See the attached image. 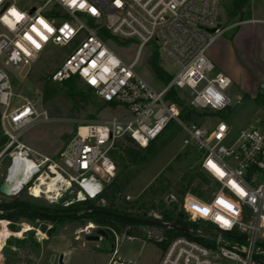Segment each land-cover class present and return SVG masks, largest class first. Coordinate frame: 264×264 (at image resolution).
Wrapping results in <instances>:
<instances>
[{
  "label": "built area",
  "instance_id": "1",
  "mask_svg": "<svg viewBox=\"0 0 264 264\" xmlns=\"http://www.w3.org/2000/svg\"><path fill=\"white\" fill-rule=\"evenodd\" d=\"M14 1L0 0V127L6 138L4 152L10 151L7 172L15 166L18 175L26 177L14 195L25 191L33 200L63 208L84 201L104 207L103 193L117 171L111 157L115 145L129 138L146 149L175 124L185 133L182 149L197 153L198 170L215 188L207 200L189 193L179 200L167 198L187 223L203 227H186L187 233L169 240L160 248L156 264H264V117L254 127L240 130L221 119L211 127L184 124L178 105L168 98L171 92L184 93L191 110L212 115L242 102L236 95L232 106L227 95L231 79L216 72L207 57L208 48L223 33L218 21L221 0H45L28 10L18 9ZM111 38L136 45L130 63L109 47ZM48 46L67 51L50 74L51 82L76 76L118 111L109 121L77 126L53 157L22 142L24 129L49 119L34 99L14 95L10 79V74L36 62ZM147 48L176 69L158 90L134 71ZM42 181L52 186L50 193ZM35 187H41L38 198ZM134 200L124 197L126 202ZM147 216L160 221L159 215ZM98 228L88 224L75 240ZM102 229L107 238L99 236L98 242L106 240L111 247L106 264H136L119 256L123 241L144 239L157 245L166 241L150 232L130 236Z\"/></svg>",
  "mask_w": 264,
  "mask_h": 264
},
{
  "label": "rangeland",
  "instance_id": "2",
  "mask_svg": "<svg viewBox=\"0 0 264 264\" xmlns=\"http://www.w3.org/2000/svg\"><path fill=\"white\" fill-rule=\"evenodd\" d=\"M44 2L45 0H15L14 5L18 9L28 10L33 6H41ZM231 2L232 0L220 1L218 21L223 29L222 35L225 34L222 37L219 36L221 38L218 37L215 44L213 43L208 48L207 57L214 65L216 72L231 79L232 85L228 89L227 95L232 106L235 103L236 95L242 97V102L225 113L201 116L207 112H196L200 116L197 115L191 121H183L181 119L183 112L191 110L188 106L189 97L184 93H175V98L182 103L176 109L184 124L191 123L211 127L221 119L234 130H240L254 127L258 120L264 117V106L259 99L264 95V85H261L264 83V24L252 23L236 28L243 20L251 17L259 18L260 12L264 9L263 3L261 0H248L247 5L241 11H236ZM230 27L233 28L225 32ZM245 30H250L247 32L249 36L252 34L255 36L257 55L259 53L262 58L257 57L256 60L249 61L245 57L239 56L233 45L225 43L231 34L238 32V35H243ZM108 45L124 62L130 63L133 60L136 53V45L133 43L122 44L111 38ZM153 51L152 48H147L142 52L134 71L151 87L158 90L165 83L151 73L146 62ZM66 52L65 49L48 46L42 51L36 62L30 63L20 73L10 74L14 95L34 99L37 105L46 111L49 119L46 122L36 121L24 129L22 142L41 154L51 157L60 152L72 137L77 126L109 121L118 112L114 107L103 106L95 93L79 80L68 79L56 83L49 80L50 74L64 61ZM158 65L170 77L176 74V69L164 58L158 57ZM19 103L16 102V104ZM184 137L185 133L182 130L175 124H170L142 152L140 164L126 169L118 167L113 185L120 188L121 198L129 196L136 199V202L145 201L147 193L162 184L163 187L167 186V193L160 198L152 199L154 204H157L161 199L165 207H168L167 198L171 194L177 200L185 193L192 194L201 200L209 199L215 187L205 175L203 176L208 184L207 187L199 188L195 193L188 189L183 195L174 194V191L180 188L178 181L185 177L184 184L186 186L188 179L194 177L190 184L194 188L197 183L196 178L201 173L197 170V153L190 149H182ZM4 146L0 149V182L6 177L10 164L8 156L10 151L4 152ZM12 195L10 197L0 195V231L4 235L3 238H0V264H58L57 260L61 254L64 259L62 264L107 263L111 247L106 240L84 242L82 235L79 236L78 241L75 240L77 232L88 224L99 227L81 218L82 213L72 214L77 218L70 222L58 220L51 222L37 217H24L16 220L6 218L4 216L8 215L9 211H5L4 207L15 201L26 203L29 210L35 213L54 215L51 214L54 209H63L61 205L49 204L42 199L33 200L27 196L25 191ZM174 208L176 209V205ZM148 213L159 215L153 211H148ZM6 222L9 223L8 227ZM28 228L30 230L23 232ZM114 231L118 235L125 233L130 236H143L150 232L154 237L164 233L159 228L141 229L139 227L132 233L130 232L133 230L129 227L114 229ZM16 240H23L24 244L19 246ZM110 240L108 239L109 242H111ZM143 240H126L120 243L119 256L131 259L136 264H156L161 250L160 245L151 241L143 242Z\"/></svg>",
  "mask_w": 264,
  "mask_h": 264
},
{
  "label": "trees",
  "instance_id": "3",
  "mask_svg": "<svg viewBox=\"0 0 264 264\" xmlns=\"http://www.w3.org/2000/svg\"><path fill=\"white\" fill-rule=\"evenodd\" d=\"M248 0H232L231 5L236 11H241V9L247 5ZM158 53L156 51H153L151 56L147 59L148 67L151 71V73L161 80L163 83H167L170 81L171 77L167 75L158 65ZM69 79L79 80L78 77L72 76ZM68 80V79H67ZM64 80V81H67ZM62 81V82H64ZM80 81V80H79ZM88 88V87H87ZM90 91H93L91 88H88ZM175 93L171 92L169 95V99L173 102H175L178 106H181L182 103L178 101L175 98ZM259 99L262 101V106H264V95L260 96ZM103 106L106 107H114L115 105L113 103H103ZM200 114L196 113L194 110L184 111L181 119L183 121H191L194 120L195 117ZM206 115H212V114H202L201 116ZM162 134V133H161ZM160 134V135H161ZM159 135V136H160ZM6 143V138L2 136L1 134V128H0V149L4 146ZM150 145V144H149ZM148 145V146H149ZM148 148V147H147ZM146 149H140L138 148L129 138H123L120 140L116 145L115 149L111 152V157L116 165V167H122L123 169H126L130 166H135L140 164L141 162V155L142 152H144ZM198 170V169H197ZM194 177H190L187 181V185L185 186L184 181L186 178H182L180 181H178V185L180 188L176 189L174 191V194L183 195L184 192L188 191V189L192 190L193 193L196 192L199 188L207 187L208 184L205 180V177L202 173H199V176H197L196 180L197 183L195 184V187L193 188L192 179ZM114 180L107 186L103 193V199L105 200V206L104 207H98L96 206L95 202L92 201H84L80 203L72 204L66 208L60 209L56 208L54 209L51 214H54L55 216L59 215H72L74 213H82L81 218H84L87 220V222H92L96 226L99 227H106L109 229H123L126 227L131 228L133 231L130 233L136 231V229L142 225H139L137 223H132L128 221H124L122 219L110 216V215H103V214H91L87 215L85 213L89 211H106L109 213H114L118 215L123 216H133L140 219H149L152 220V217H148L147 213L148 211L157 212L160 216V221L163 223H168L170 225L174 226H184V227H192L197 228L198 226L196 224H190L185 221V218L182 217L174 208V204H169L168 207H165L163 201L159 199L157 204L152 203V199L154 198H160L165 193H167V186L163 187L162 184L158 186L155 189L150 190L149 193H147V200L136 202L134 200L133 202H126L124 199L121 198V191L120 188L113 185ZM170 193V192H169ZM173 195V194H171ZM149 198V200H148ZM149 203V204H148ZM158 208V209H157ZM29 206L22 202V201H15L11 203L8 206L4 207L5 211H9L8 215H5L6 218L11 219H18V218H24V217H37L40 219H47L51 222H54L56 220L63 222V221H74L77 217H68V218H62V217H56V218H49V217H43L41 215L36 214L35 212H31L29 210ZM1 217V216H0ZM79 217V216H78ZM164 231L163 236L166 238V241H164L160 247L164 248L166 243L178 236H181L182 233L175 231V230H169L165 228H159ZM49 233V232H48ZM16 242L21 246L24 244L23 240H16Z\"/></svg>",
  "mask_w": 264,
  "mask_h": 264
},
{
  "label": "water",
  "instance_id": "4",
  "mask_svg": "<svg viewBox=\"0 0 264 264\" xmlns=\"http://www.w3.org/2000/svg\"><path fill=\"white\" fill-rule=\"evenodd\" d=\"M0 195L4 196V197L12 196V191H10L8 189V186H7L6 182H3V181L0 182ZM36 214L41 215L43 217H49V218H56V217L68 218V217H75L76 216V215H59V216H55V215H47V214H43V213H36ZM85 214H87V215H91V214L110 215V216L122 219L124 221L137 223L139 225L146 226V227L170 228V229H173V230L181 232V233H187V228L186 227L168 225V224L160 222L158 220L140 219V218L133 217V216H123V215L109 213V212L101 211V210L100 211H89V212H87ZM99 236L103 237L104 239H106L107 238L106 231L104 229H102V228H98V229H96L94 231L93 235L83 237V241L84 242H98ZM51 259L53 260L54 257L52 256ZM62 261H63V255L61 254L58 257L57 262H58V264H62Z\"/></svg>",
  "mask_w": 264,
  "mask_h": 264
},
{
  "label": "crops",
  "instance_id": "5",
  "mask_svg": "<svg viewBox=\"0 0 264 264\" xmlns=\"http://www.w3.org/2000/svg\"><path fill=\"white\" fill-rule=\"evenodd\" d=\"M261 2L263 3L262 7L264 8V0H261ZM262 8V9H263ZM259 14V12H258ZM260 17L259 18H249L247 20H243L241 23L238 24L237 27L241 26V25H248V24H252V22H249L250 20H256L257 22H255L256 24H264V9L262 10V12H260ZM227 28V27H226ZM233 28V27H232ZM231 27L229 29H227L225 32H228L229 30L232 29ZM250 32V30H245L242 34L243 35H238V32H235L234 34H231L226 40L225 43L226 44H231L233 45L236 50L238 51L239 56L241 57H245L246 59H248L249 61H251V59L256 60L257 57H261L258 53L257 55V50L255 48V43H256V38L255 36H253V34L251 36H249L247 34V32ZM252 31V30H251ZM253 33V31H252ZM225 34V33H224ZM223 34V35H224ZM221 35V37L223 36ZM239 36V37H238ZM219 37V38H221ZM218 39V38H217ZM215 44V43H214ZM262 58V57H261ZM264 72V70H263ZM264 74V73H263ZM261 85H264V83H262ZM1 250V249H0ZM64 260V259H63Z\"/></svg>",
  "mask_w": 264,
  "mask_h": 264
},
{
  "label": "bare ground",
  "instance_id": "6",
  "mask_svg": "<svg viewBox=\"0 0 264 264\" xmlns=\"http://www.w3.org/2000/svg\"><path fill=\"white\" fill-rule=\"evenodd\" d=\"M14 167L11 170H9L6 174V178H7L6 184L8 186V189L12 191V194L17 193L20 190L22 183L26 179L25 176L23 177L19 176ZM41 185H45L47 187V193H50V191L52 190V186L44 181L41 182ZM40 188L41 187H35L33 190V193L35 194L36 198H38V194L40 193ZM89 228H91V226H89ZM28 230L30 229L29 228L24 229L23 232L28 231ZM3 237L4 235L0 231V238H3Z\"/></svg>",
  "mask_w": 264,
  "mask_h": 264
},
{
  "label": "snow or ice",
  "instance_id": "7",
  "mask_svg": "<svg viewBox=\"0 0 264 264\" xmlns=\"http://www.w3.org/2000/svg\"><path fill=\"white\" fill-rule=\"evenodd\" d=\"M73 2H75V0H73ZM80 6L83 7V4H81ZM49 30H51V29H49Z\"/></svg>",
  "mask_w": 264,
  "mask_h": 264
}]
</instances>
